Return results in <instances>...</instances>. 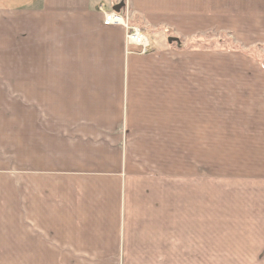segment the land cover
<instances>
[{
    "label": "crops",
    "instance_id": "crops-1",
    "mask_svg": "<svg viewBox=\"0 0 264 264\" xmlns=\"http://www.w3.org/2000/svg\"><path fill=\"white\" fill-rule=\"evenodd\" d=\"M103 2L0 0V264L220 256L202 249V183L183 151L202 149V131L233 133L218 139L231 149L236 136L264 128L202 123V53L153 39L148 55L126 56L124 29L103 26L98 11L120 0ZM131 5L165 35L202 31V0ZM231 182L209 185L224 194ZM244 186L253 193L230 210L257 217L264 231V181ZM213 193H203L206 206ZM263 245L256 235V261Z\"/></svg>",
    "mask_w": 264,
    "mask_h": 264
},
{
    "label": "rangeland",
    "instance_id": "rangeland-1",
    "mask_svg": "<svg viewBox=\"0 0 264 264\" xmlns=\"http://www.w3.org/2000/svg\"><path fill=\"white\" fill-rule=\"evenodd\" d=\"M113 1L103 3L111 9L109 6ZM118 3L123 5L121 13L126 8L124 16L128 23L141 24L149 41L160 39L161 48L170 46L179 53H191V56L202 53V123L220 128H264V69L261 65L264 62L260 64L239 51L211 50L223 47L225 41L217 42L225 39L243 49H254L259 53L257 55L264 57V0H202V31L186 36L165 35L162 28L140 22L131 0ZM244 27L251 31L246 32ZM202 33H210L207 40L202 41L198 36L195 41H199H188ZM170 38L176 41L168 43ZM124 53L126 56L149 54H142L135 47L126 48L125 44ZM122 134H127L123 127ZM234 136L233 133L222 132L217 136L202 131V149L183 151L195 158L190 163L193 167L191 180L202 183V249L220 253L216 259L209 258L202 264H264V245L261 251L257 250L258 261L254 257L255 236L259 235L264 242V231L258 229L259 219L240 209L237 212L230 210L231 204L239 206L245 201L243 196L253 193L250 187L244 186L246 182L264 181V133L256 128L246 137L236 136L231 149L218 142L219 137L223 140ZM224 177H230L232 182L225 185L224 194H219L209 183L215 184L217 179ZM236 182L244 187H236ZM211 189H214L213 198L211 194L207 195L212 198V204L206 206L203 193Z\"/></svg>",
    "mask_w": 264,
    "mask_h": 264
},
{
    "label": "built area",
    "instance_id": "built-area-1",
    "mask_svg": "<svg viewBox=\"0 0 264 264\" xmlns=\"http://www.w3.org/2000/svg\"><path fill=\"white\" fill-rule=\"evenodd\" d=\"M101 10V8H100ZM102 11V10H101ZM126 11V8L124 12ZM103 12V11H102ZM123 13L115 12H103V25L108 26H120L124 29V44L125 47H135L142 54H146L149 51V42L145 36L143 29L135 27L128 23L127 17Z\"/></svg>",
    "mask_w": 264,
    "mask_h": 264
},
{
    "label": "trees",
    "instance_id": "trees-1",
    "mask_svg": "<svg viewBox=\"0 0 264 264\" xmlns=\"http://www.w3.org/2000/svg\"><path fill=\"white\" fill-rule=\"evenodd\" d=\"M207 34H210V33H202V34H199V35H197V36H195V37H193L191 39H188V41H191L192 40V42H194L197 39L198 36H201L200 39H202V41H205V40H207V38L209 36ZM199 40H197V41H199ZM197 41H195V42H197ZM224 41H225V44L223 45V47H220V46H218V48L213 47L211 50H213V49H215V50L216 49H220V51H224V52L239 51L241 53H244V54L250 56L251 58H253L255 61H257L260 64L264 62V60L259 59V58H264V57L263 56L261 57L260 55H257L259 53L257 51H255L254 49H251V48L243 49V48L235 45L234 43L230 42L229 40H225V39H222L220 42H217V40H215V42H217V43H221V42H224ZM257 56L259 58H257ZM261 65L263 66V69H264V65L263 64H261Z\"/></svg>",
    "mask_w": 264,
    "mask_h": 264
},
{
    "label": "water",
    "instance_id": "water-1",
    "mask_svg": "<svg viewBox=\"0 0 264 264\" xmlns=\"http://www.w3.org/2000/svg\"><path fill=\"white\" fill-rule=\"evenodd\" d=\"M121 7H122V4H118V5L114 6L112 8V10L115 11V12H119V10L121 9ZM173 41H176V39H174V38L173 39H168V43H171Z\"/></svg>",
    "mask_w": 264,
    "mask_h": 264
}]
</instances>
